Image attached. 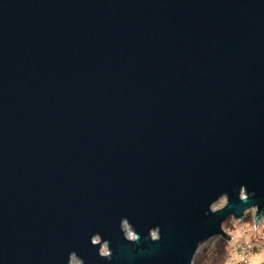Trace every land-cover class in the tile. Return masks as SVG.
<instances>
[{
    "label": "water",
    "instance_id": "obj_1",
    "mask_svg": "<svg viewBox=\"0 0 264 264\" xmlns=\"http://www.w3.org/2000/svg\"><path fill=\"white\" fill-rule=\"evenodd\" d=\"M241 184L264 210V0H0V264H189Z\"/></svg>",
    "mask_w": 264,
    "mask_h": 264
},
{
    "label": "clouds",
    "instance_id": "obj_2",
    "mask_svg": "<svg viewBox=\"0 0 264 264\" xmlns=\"http://www.w3.org/2000/svg\"><path fill=\"white\" fill-rule=\"evenodd\" d=\"M255 198V191H248L244 184L239 186L237 200L248 206L241 209L239 216L229 213L219 223L221 231L196 244L195 254L197 257H204L203 264H264V210L258 203L249 204ZM229 202L228 193H220L208 203L204 215L224 212ZM118 227L124 241L139 243L141 237L127 217L120 218ZM147 239L152 243H159L161 229L158 225L148 229ZM89 242L96 248L98 257L111 264V242L102 238L100 233L92 234ZM66 264H84V261L75 251H71ZM189 264H195V261L190 258Z\"/></svg>",
    "mask_w": 264,
    "mask_h": 264
},
{
    "label": "rangeland",
    "instance_id": "obj_3",
    "mask_svg": "<svg viewBox=\"0 0 264 264\" xmlns=\"http://www.w3.org/2000/svg\"><path fill=\"white\" fill-rule=\"evenodd\" d=\"M192 260H194V261L197 260L199 264H203L204 257H197L196 254L194 253Z\"/></svg>",
    "mask_w": 264,
    "mask_h": 264
},
{
    "label": "trees",
    "instance_id": "obj_4",
    "mask_svg": "<svg viewBox=\"0 0 264 264\" xmlns=\"http://www.w3.org/2000/svg\"><path fill=\"white\" fill-rule=\"evenodd\" d=\"M195 264H199L197 260H195Z\"/></svg>",
    "mask_w": 264,
    "mask_h": 264
}]
</instances>
